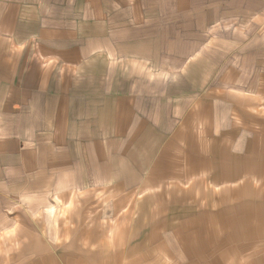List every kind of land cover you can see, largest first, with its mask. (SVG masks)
Listing matches in <instances>:
<instances>
[{
    "label": "rangeland",
    "instance_id": "1",
    "mask_svg": "<svg viewBox=\"0 0 264 264\" xmlns=\"http://www.w3.org/2000/svg\"><path fill=\"white\" fill-rule=\"evenodd\" d=\"M253 1H48L76 31L44 53L46 90L17 53L23 85L0 109V264H183L172 229L155 237L147 223L170 206L157 192L185 204L186 180L170 176L192 150L203 158V144L226 142L238 94L264 78V3ZM228 231L205 228L210 243ZM238 245L222 241L224 264H264Z\"/></svg>",
    "mask_w": 264,
    "mask_h": 264
},
{
    "label": "crops",
    "instance_id": "2",
    "mask_svg": "<svg viewBox=\"0 0 264 264\" xmlns=\"http://www.w3.org/2000/svg\"><path fill=\"white\" fill-rule=\"evenodd\" d=\"M48 1L50 2V0H0V109L4 105L3 101H11L17 97L18 85H23L18 82L16 72L15 75L13 74L17 53L27 52L21 67L26 71L37 70V75L41 78V80L37 79L40 83L38 85L45 87L43 90H46L49 84H46L45 80L48 79L47 72L50 66L47 57H43L46 56L44 53L62 52L64 48L59 39L66 37V32L76 31L59 25L64 14L58 13L51 17ZM40 8L42 12H39ZM59 9L63 10V5ZM51 21L54 22L50 23ZM23 45L29 47L23 48ZM8 69L10 76L6 78L3 75ZM263 79L258 78L253 84L254 91L249 94L235 95L239 97L235 105L243 115L242 117L240 114L235 115V119H230L227 115V121H231L234 129L225 132L227 138L223 141L226 142L216 143L208 149V144H203L202 149L206 152L203 158H195L192 150L191 153L189 152L191 158L186 163L187 171L170 176V178L186 180V187L183 190L186 193L185 204L179 209L175 202L176 197L171 192L168 194L171 195V199L167 198L166 192L156 194V197H165L169 201V214L155 210L153 212L155 220L153 219L152 224L149 221L147 225L155 229L153 230L155 237L161 234L162 229H172L169 231L170 236L166 238H170L171 242L172 238L173 241H177L176 244L180 247L177 252L182 257L183 264H224L225 253L219 248L222 241L228 239L233 240L235 245L250 244L260 249L261 253L264 252V131L257 125H264V118L258 115L264 114V93L258 92L261 91L259 88L264 86ZM243 103L246 109L247 106L253 107L254 104L256 107L257 104H261L262 110L257 108L254 111L257 114L252 111L247 114L241 106ZM208 112L205 111L209 114ZM197 117L199 119L201 115ZM209 119L206 117L205 125L208 124ZM250 122L252 123L248 124ZM246 124L253 133L248 140L244 133H240V127ZM156 201L164 204L161 199ZM172 220L175 222H171ZM225 222H228V225L223 227L222 224ZM225 227L229 229L227 235H221L216 243L215 240H211L210 243V234L208 232L206 234L205 228L214 231V237L217 238L219 229ZM148 240L151 239L145 238L144 244H147ZM171 242L162 244H171ZM210 244H214L213 252L209 250ZM138 246L140 249L141 245ZM137 261L140 262V259ZM164 263L167 264V260ZM144 264L149 263L144 261ZM229 264H246V262L240 260L237 263L235 260L234 263Z\"/></svg>",
    "mask_w": 264,
    "mask_h": 264
}]
</instances>
